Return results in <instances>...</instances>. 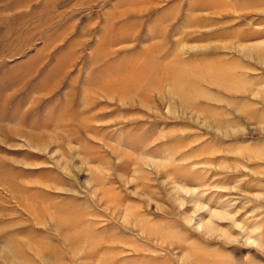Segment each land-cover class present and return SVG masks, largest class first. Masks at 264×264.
Wrapping results in <instances>:
<instances>
[{"label":"rangeland","instance_id":"374dc122","mask_svg":"<svg viewBox=\"0 0 264 264\" xmlns=\"http://www.w3.org/2000/svg\"><path fill=\"white\" fill-rule=\"evenodd\" d=\"M0 264H264V0H0Z\"/></svg>","mask_w":264,"mask_h":264},{"label":"bare ground","instance_id":"6f19581e","mask_svg":"<svg viewBox=\"0 0 264 264\" xmlns=\"http://www.w3.org/2000/svg\"><path fill=\"white\" fill-rule=\"evenodd\" d=\"M137 61H138V60H137ZM138 63H139V62H138ZM171 64H172V63H171ZM179 73H180V74H182V72H181V71H179ZM174 75H176V74H174ZM177 75L179 76V74H177ZM122 97H123V96H122ZM128 97H129V96H128Z\"/></svg>","mask_w":264,"mask_h":264}]
</instances>
